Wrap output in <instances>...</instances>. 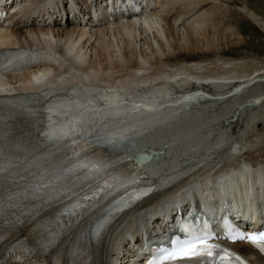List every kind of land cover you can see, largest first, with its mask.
<instances>
[{
  "label": "bare ground",
  "instance_id": "obj_1",
  "mask_svg": "<svg viewBox=\"0 0 264 264\" xmlns=\"http://www.w3.org/2000/svg\"><path fill=\"white\" fill-rule=\"evenodd\" d=\"M38 1L41 5L33 2L32 6L39 8L55 3V0ZM94 1L96 6L98 0ZM238 1L241 5L237 14L264 31V18L255 13L246 0ZM146 2L158 3L161 7L153 13L113 25L104 14L105 23L112 29H103L100 37L95 36L97 29L92 30L88 25L93 21L90 15L88 22H81L87 16L84 12L74 13L73 20L67 19L64 28L33 26L17 30L4 25L0 28V43L49 47L54 53L41 52L40 56L44 57L41 63L25 65L14 74L13 67L9 68L11 76L4 78L6 73H0V78L9 91L44 89L52 95L46 98L49 109L55 107L63 116L73 115L74 119L65 124L81 132H91L97 140L126 139L123 143L136 150L157 152L158 161L147 167L148 172L152 177L164 174V178L156 179L151 197L123 214L119 222L124 224L117 228L119 242L124 237L121 229L131 230L137 223L133 218L140 217L146 230L157 229L162 226L164 216L172 215L176 209L183 211L185 195H193L191 188L186 190L192 181L204 185V190L199 187L200 194H218L214 185L219 178H224L226 167L233 173L232 181L240 178V182L248 177V181L258 180L263 186L255 196V199L260 197L261 202L253 211L254 220L264 212V80L260 79L264 63L258 66L251 60L222 57L230 45L242 42L243 38L237 28L216 23L214 10L219 0ZM164 11L167 14L162 16ZM25 35H35V39L22 42ZM96 40L100 46L98 57L94 55L93 60H88L87 51ZM208 54H218L212 69L206 67L212 61H192L184 65L175 62L170 68L161 67L171 59ZM40 56L33 53L22 62ZM149 67L156 70L150 75L140 74ZM85 81L88 84H83ZM120 90L124 94L119 103L123 101L124 105L117 103ZM90 92L99 94L92 96ZM127 97L130 104H126ZM21 110L10 111L3 131L6 133L7 125L9 135L21 134L25 138V142L21 140L19 144L22 149L26 146L32 149L36 146L27 131L29 127L20 119ZM7 150L13 157V151ZM218 174L221 176L217 177ZM216 204L215 201L213 209L223 205ZM173 223L172 220L171 228ZM110 250L108 245L102 252L109 255Z\"/></svg>",
  "mask_w": 264,
  "mask_h": 264
},
{
  "label": "rangeland",
  "instance_id": "obj_2",
  "mask_svg": "<svg viewBox=\"0 0 264 264\" xmlns=\"http://www.w3.org/2000/svg\"><path fill=\"white\" fill-rule=\"evenodd\" d=\"M82 1V0H79ZM220 1L221 3H225L227 5H229L231 8L227 7L225 4V8L224 5H222V7H220ZM35 2H37L39 5H41V3L36 0ZM248 6L257 14H259L260 16H262L264 18V0H246ZM241 5L240 1L238 0H219V4L217 6V9L215 11V16L212 15L213 19H215L217 22V24L219 26L223 25V26H228L229 27H234L237 28L240 33L242 34V42L238 43V44H234V45H230L229 48L224 52V54H222V57L227 59H244V60H251L253 62V64H257L258 66H260L261 64L264 63V31H262L258 26H256L255 24H253L251 21L247 20L246 18L242 17L241 15L237 14V8H239V6ZM32 5V4H31ZM237 5V6H236ZM220 8V9H218ZM228 9V11H227ZM231 9V10H230ZM221 12V14H220ZM220 14V15H219ZM229 16V18H228ZM211 17V18H212ZM61 25H56L52 26L51 28H57ZM67 27V26H66ZM61 28H64L63 26ZM92 30L97 29V32L95 33L97 37L101 36V31L103 30V28L101 26L96 27V28H91ZM103 32V31H102ZM35 37V35H34ZM34 37H28V35H25L21 38L22 42H26L27 40H29L30 38H34ZM35 39V38H34ZM37 39V37H36ZM98 40L93 41V48L91 50H88V60H93L95 57H98L97 54L99 52V44L97 43ZM96 51V52H95ZM95 53V54H94ZM97 53V54H96ZM95 55V57H94ZM218 54H208L205 56H193L191 58H183L179 57L176 59H171L168 62H166V64L168 63V65H162V68H170L173 63H177L178 65H184L186 62L191 63L192 61H202L204 63H208V61H212V63H209L206 65L207 69H212L214 68L215 63H217V61H215V57ZM90 56V57H89ZM90 58V59H89ZM221 58V57H220ZM58 59H61L58 57ZM97 59V58H96ZM56 61V60H55ZM63 61V59L61 60V62ZM154 70H156V68L153 67H149L148 69H146L145 71H143V73H140L142 75H150ZM21 73V72H20ZM81 73V72H79ZM19 74V73H18ZM82 74V73H81ZM17 74H15L14 76H16ZM84 75V74H82ZM13 76V77H14ZM50 76V75H48ZM83 77V76H82ZM260 79H264V73L261 74ZM12 80H14V78H12ZM86 80V79H85ZM87 81H89L87 79ZM97 85L100 84V82L95 81ZM83 84H88L86 81L83 82ZM124 86V85H123ZM184 90V89H182ZM120 94L116 99L118 103V105H124L123 101L120 102V100H122V95L124 94L122 90L119 91ZM91 95H97L99 94L98 92H90ZM146 94V93H145ZM130 98L127 97L125 98V101H127L126 104H130L131 101L129 100ZM119 107V106H118Z\"/></svg>",
  "mask_w": 264,
  "mask_h": 264
},
{
  "label": "snow or ice",
  "instance_id": "obj_3",
  "mask_svg": "<svg viewBox=\"0 0 264 264\" xmlns=\"http://www.w3.org/2000/svg\"><path fill=\"white\" fill-rule=\"evenodd\" d=\"M98 192H93L85 199H92ZM235 233V230H230ZM228 238L249 242L260 251H264V231L253 233L239 232L229 234ZM209 233L189 232L184 238L172 239L166 246L151 250L146 264H232V259L239 261L234 253L221 248L220 245L212 243Z\"/></svg>",
  "mask_w": 264,
  "mask_h": 264
}]
</instances>
